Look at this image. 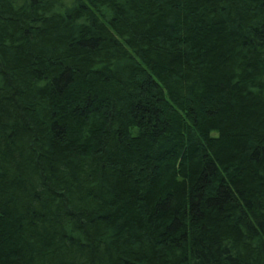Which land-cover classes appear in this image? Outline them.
<instances>
[{"label": "trees", "instance_id": "trees-1", "mask_svg": "<svg viewBox=\"0 0 264 264\" xmlns=\"http://www.w3.org/2000/svg\"><path fill=\"white\" fill-rule=\"evenodd\" d=\"M0 264H264V0H0Z\"/></svg>", "mask_w": 264, "mask_h": 264}]
</instances>
